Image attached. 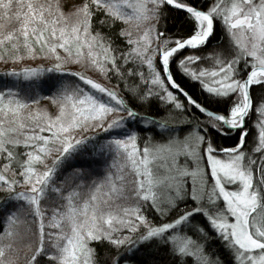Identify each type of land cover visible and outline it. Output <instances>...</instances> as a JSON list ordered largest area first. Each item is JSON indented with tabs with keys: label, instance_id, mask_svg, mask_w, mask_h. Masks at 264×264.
Masks as SVG:
<instances>
[{
	"label": "snow or ice",
	"instance_id": "obj_1",
	"mask_svg": "<svg viewBox=\"0 0 264 264\" xmlns=\"http://www.w3.org/2000/svg\"><path fill=\"white\" fill-rule=\"evenodd\" d=\"M0 63V264H264V0H0Z\"/></svg>",
	"mask_w": 264,
	"mask_h": 264
},
{
	"label": "trees",
	"instance_id": "obj_2",
	"mask_svg": "<svg viewBox=\"0 0 264 264\" xmlns=\"http://www.w3.org/2000/svg\"><path fill=\"white\" fill-rule=\"evenodd\" d=\"M185 31H187V29H185ZM212 43L214 44V43H216V41H213ZM8 68H11V67L0 68V71L7 70ZM89 73H90V72H89ZM86 74H88V73H86ZM101 83H105L107 86H112V85L115 84V80H113V81L111 82V84H108V82L105 81V80L102 78V82H101ZM42 103L47 104L48 102H47V101H42L41 104H42ZM40 106H41V105H40ZM41 107H42V106H41ZM144 135H147V134H144ZM248 141H249V144H251V141H252V137H251V136L248 138ZM217 142H218V143H221V144H231V143H232L231 141H221V140H218ZM21 264H22V262H21Z\"/></svg>",
	"mask_w": 264,
	"mask_h": 264
},
{
	"label": "rangeland",
	"instance_id": "obj_3",
	"mask_svg": "<svg viewBox=\"0 0 264 264\" xmlns=\"http://www.w3.org/2000/svg\"><path fill=\"white\" fill-rule=\"evenodd\" d=\"M6 67H13L12 65H4L3 63H0V68H6ZM88 75H92L94 79H98L99 82H102V78L99 76V74L96 73H88ZM46 104L42 103L41 106L44 107Z\"/></svg>",
	"mask_w": 264,
	"mask_h": 264
}]
</instances>
